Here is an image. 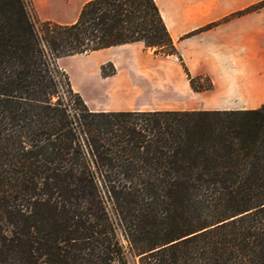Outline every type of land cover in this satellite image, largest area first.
<instances>
[{"label":"trees","instance_id":"obj_1","mask_svg":"<svg viewBox=\"0 0 264 264\" xmlns=\"http://www.w3.org/2000/svg\"><path fill=\"white\" fill-rule=\"evenodd\" d=\"M132 43L212 89L154 0H91L71 24L0 0V264H264V103L93 111L59 94L58 59Z\"/></svg>","mask_w":264,"mask_h":264},{"label":"crops","instance_id":"obj_2","mask_svg":"<svg viewBox=\"0 0 264 264\" xmlns=\"http://www.w3.org/2000/svg\"><path fill=\"white\" fill-rule=\"evenodd\" d=\"M31 1L37 18L52 21L73 17L91 0ZM154 1L189 74L208 77L213 87L208 91L194 92L179 61L172 56L153 58L154 69H147L141 64L144 61L142 43L67 57H93L116 51L111 57H99L92 66L82 68L79 78H103L100 67L106 62L113 63L116 68L138 63L133 78H150L154 89L168 91L174 98L172 102L150 107L149 111L129 110L126 103L119 104L121 108L112 111H245L258 109L264 103V7L227 19L264 0ZM209 25L212 27L204 29ZM144 53L151 54L149 51ZM64 59L57 60L59 68H62L60 63ZM106 78L126 77L117 70L115 75Z\"/></svg>","mask_w":264,"mask_h":264},{"label":"rangeland","instance_id":"obj_3","mask_svg":"<svg viewBox=\"0 0 264 264\" xmlns=\"http://www.w3.org/2000/svg\"><path fill=\"white\" fill-rule=\"evenodd\" d=\"M31 5L34 16H38L32 1ZM80 9L81 8L69 19L58 18L52 19V21L62 24L76 21ZM39 20H41V18ZM144 51H149L151 54L144 53ZM115 53L116 51H110L100 56L64 59L62 63H60L62 68H59L62 74L59 77V94L66 99L70 98L68 93L69 88L67 86L68 82L72 93L78 94L86 106L93 111L118 110L121 108L119 104L121 105L122 103H126L128 105L127 109L129 110L138 108L142 111H149L152 106H161L164 103L174 101V98L170 96L168 91H163L161 89L157 91L154 89L155 87H152V80L150 78H133L135 76L134 70L139 68L138 63L135 65L132 63L125 64L124 66L116 68L115 65L110 62L112 64L111 66L114 68L115 74L118 70L120 75H125L126 78H79V72L82 68L92 66L99 57L105 59L111 57ZM141 56H143L144 59L141 64L145 65L147 69H154V63L151 61L153 58H164L159 55H154L152 50H145L144 48ZM108 63L109 62L102 64L105 65L106 73H110L112 70V67ZM201 84L206 85L207 80L202 78Z\"/></svg>","mask_w":264,"mask_h":264}]
</instances>
